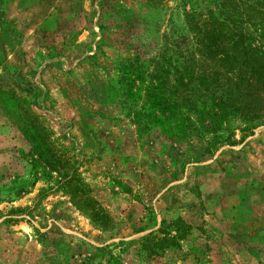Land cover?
<instances>
[{
    "label": "rangeland",
    "instance_id": "374dc122",
    "mask_svg": "<svg viewBox=\"0 0 264 264\" xmlns=\"http://www.w3.org/2000/svg\"><path fill=\"white\" fill-rule=\"evenodd\" d=\"M104 1L0 0V89L27 98L107 216L90 218L0 104V264H264V123L223 126L204 158L196 140L186 154L160 147L157 129L140 138L129 112L142 91L120 104L106 82L128 56L150 70L180 10ZM177 216L191 226L179 248L141 259L137 240Z\"/></svg>",
    "mask_w": 264,
    "mask_h": 264
},
{
    "label": "trees",
    "instance_id": "16d2710c",
    "mask_svg": "<svg viewBox=\"0 0 264 264\" xmlns=\"http://www.w3.org/2000/svg\"><path fill=\"white\" fill-rule=\"evenodd\" d=\"M143 1L153 14L161 13L166 3ZM177 7L181 23L173 12L169 15L161 35L166 44L149 59L150 70L138 54L121 58L106 87L120 104H132L142 91V104L129 112L140 138L157 129L160 147L167 144L173 153L186 154L196 140L204 158L219 142L223 126L239 120L243 129L252 130L264 123V0H177ZM0 104L33 158L56 172L73 195L81 196L90 218L103 225L106 214L84 193L86 185L27 98L8 86L0 89ZM160 223L137 240L134 250L143 260L166 248L178 249V239L191 233L190 224L179 216Z\"/></svg>",
    "mask_w": 264,
    "mask_h": 264
}]
</instances>
